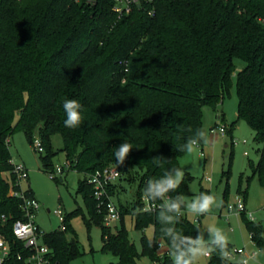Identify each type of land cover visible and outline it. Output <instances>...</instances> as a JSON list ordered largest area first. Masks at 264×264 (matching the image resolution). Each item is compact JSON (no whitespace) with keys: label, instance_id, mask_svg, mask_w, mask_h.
<instances>
[{"label":"trees","instance_id":"obj_1","mask_svg":"<svg viewBox=\"0 0 264 264\" xmlns=\"http://www.w3.org/2000/svg\"><path fill=\"white\" fill-rule=\"evenodd\" d=\"M115 5V0H0V234L9 247L3 264H25L31 254L14 235L25 211L23 200L13 195L20 188L10 143L23 132L34 146L37 130L44 170L53 172L55 158L63 154L66 165L84 175L79 193L90 215L78 209L64 217L65 231L45 233L51 264H71L83 255L70 225L80 214L88 228L101 227L102 251L118 258L111 264H138L142 258L172 264L157 220L162 201H148L146 208L144 188L150 179L181 168L187 153L180 145L203 128L205 107L218 111L231 95L237 61L244 64L236 78L238 115L227 136L233 146L239 121L255 132L261 147L258 162H250L248 183L258 178L264 186V0H142L123 15ZM65 98L81 105L78 127L65 126ZM219 121L225 123L224 115ZM179 125L192 131L180 132ZM57 135L63 141L58 151L52 143ZM122 143L132 150L119 165L115 151ZM109 166L120 170L117 183L123 191L136 187L129 207L115 203L121 215L116 231L105 225L89 184L91 175ZM224 177L228 185L230 172ZM193 180L185 172L168 195L190 196ZM239 191L246 198L248 190L240 186ZM117 192L116 183L108 187L113 199ZM26 193L34 197L31 190ZM184 211L175 228L195 237L201 228ZM241 215L251 240L264 252V223ZM127 216L142 232L141 252L130 238ZM149 227L152 240L145 235ZM162 246L168 252L160 254ZM209 258V264H230L218 250Z\"/></svg>","mask_w":264,"mask_h":264},{"label":"rangeland","instance_id":"obj_2","mask_svg":"<svg viewBox=\"0 0 264 264\" xmlns=\"http://www.w3.org/2000/svg\"><path fill=\"white\" fill-rule=\"evenodd\" d=\"M243 66L242 62L237 61V73L233 76L234 86L231 95L218 107V111H214L211 107L204 108L203 129L208 130L210 137V143L204 144L205 157H201L199 150H197L192 154L187 153L180 163L182 170L189 172L194 177L190 185L191 194L187 198L191 199L201 193H207L215 195L218 200L223 201L221 208H214L209 214L199 217L186 211L188 219L201 228L204 240L210 239L208 227H219L228 235L229 244H232L235 250L245 249L248 254L259 253L257 260L259 264H264V252L257 248L251 240L242 220V215L238 211V199L241 198L245 201L247 210L252 213L255 221L264 223V186L261 185L258 178H254L248 183V178L252 175L250 162L255 164L258 162V149L261 146L255 141V132L243 121L238 122L233 132V146L229 135L221 140L218 138L220 135L218 126L228 130V126L237 121L236 78L238 71ZM223 113L227 124L223 122L222 124L218 120V115H223ZM34 138L40 139L39 130L35 132ZM52 143L56 151L63 147L60 135L53 137ZM10 151L12 162L24 165L28 171L29 178L23 182L22 187L24 190H31L39 202L40 207L35 215V222L42 232L51 233L58 230L63 226V217L76 212L78 209H81L82 213L90 219L87 204L79 193V181L84 178V175L67 168L63 154H59L55 158L53 172L52 170H44L41 160L42 154L38 153L35 147L29 143L23 132H17L11 138ZM57 167H64V172L60 174ZM225 172H230L228 185L224 177ZM52 174H55L56 178H53ZM5 178H8V175H5ZM116 186L119 196L114 199L111 197L112 201L116 204L120 202L122 206L129 207L133 203L136 187L126 186L127 190L123 191L122 186L124 185L121 182L116 183ZM240 186L243 190H248L246 198L240 193ZM227 191L228 194L226 195ZM224 201L226 206H224ZM144 203L147 205L146 202ZM56 211H61L63 217L57 215ZM70 225L77 234L80 250L83 254L71 264H111L118 262L117 257L102 251V229L99 225L93 223L88 228L81 214L71 218ZM117 226L120 227V224ZM126 227L131 240L141 252L142 232L134 228V221L131 216L126 217ZM111 229L116 231V227ZM145 235L152 240L154 237L153 228L146 229ZM209 261V257H202L198 264H209ZM138 264L154 263L148 258H142Z\"/></svg>","mask_w":264,"mask_h":264},{"label":"clouds","instance_id":"obj_3","mask_svg":"<svg viewBox=\"0 0 264 264\" xmlns=\"http://www.w3.org/2000/svg\"><path fill=\"white\" fill-rule=\"evenodd\" d=\"M63 109L66 113L65 126L69 128L78 127L82 122L80 112L81 105L75 99L65 98L63 100ZM180 132L192 129H185L183 125L178 126ZM177 139H180L179 135ZM201 143L207 145L210 143L209 132L207 129H197L193 135L187 137L186 141L180 145L179 150L188 154L195 153ZM132 146L128 143H122L117 147L115 156L119 165H122ZM185 176L181 168H171L164 172L159 179H150L143 192L145 201L160 200L157 212V220L161 225L162 237L169 241V256L172 264H198L202 257H207L213 251H219L222 260L230 261V264H259L257 256L259 253L241 255L237 258L233 251L229 250V237L219 227L210 226L207 231L210 234L208 241L204 240L203 233L198 232L195 237L185 236L178 232L175 225L179 222L180 217L187 213L199 217L209 214L212 210L219 209L223 206V201L218 200L215 195L201 193L189 199L184 195L171 197L168 194L174 192L182 183Z\"/></svg>","mask_w":264,"mask_h":264},{"label":"built area","instance_id":"obj_4","mask_svg":"<svg viewBox=\"0 0 264 264\" xmlns=\"http://www.w3.org/2000/svg\"><path fill=\"white\" fill-rule=\"evenodd\" d=\"M145 2H151L152 0H143ZM142 0H115L114 11L118 15L129 14L132 11L134 5L140 4ZM153 15V13H150ZM218 130L222 135H227V130L225 127L218 126ZM246 143V141H244ZM34 147L38 153L44 152V147L40 139H35ZM246 155L248 153L246 152ZM67 168L68 165H66ZM58 172L62 174L64 172V167H57ZM14 173L17 176L18 184L20 188L19 191L13 192V195L17 198L23 200V208L25 211L24 220L18 221L14 225V235L15 237L25 244V247L31 251L30 256L26 259L25 264H51V249L44 242L45 233L42 232L39 226L35 222V215L39 210V202L35 197H31L23 189L22 184L27 181L29 174L27 169L22 164H14ZM53 178H56L55 174H52ZM121 177V172L116 166H109L104 170L97 171L95 174L89 177V184L92 185L94 189V197L97 201V207L99 212L104 213L105 225L107 227H113L119 224L121 215L119 209L115 202L112 201L108 194V187L117 183ZM211 181L210 179H208ZM145 201V200H144ZM147 207L149 208L148 201ZM238 211L239 213H248L251 221H255L252 213L248 212L246 203L243 199H238ZM56 214L63 217L61 211H56ZM64 220V217H63ZM66 227L63 225L61 227L62 231H65ZM234 255L239 258L242 254L249 255L245 249L232 250ZM9 255V247L5 238L0 234V264H3L5 259ZM207 257H210L207 256ZM21 259V257H19Z\"/></svg>","mask_w":264,"mask_h":264},{"label":"crops","instance_id":"obj_5","mask_svg":"<svg viewBox=\"0 0 264 264\" xmlns=\"http://www.w3.org/2000/svg\"><path fill=\"white\" fill-rule=\"evenodd\" d=\"M223 115H224V117H225V114L223 113ZM218 120H219V115H218ZM225 123H226V117H225ZM227 124V123H226ZM227 135H222L221 133H220V135L218 136V138H219V140H221V139H223V138H225ZM199 152H200V156L201 157H205V145L203 144V143H201V145H200V147H199ZM182 160V159H181ZM204 190V189H203ZM205 191H207V190H205ZM166 252H168V249L165 247V246H162V248H161V251H160V254H164V253H166Z\"/></svg>","mask_w":264,"mask_h":264}]
</instances>
